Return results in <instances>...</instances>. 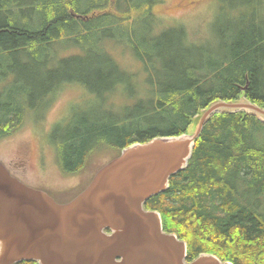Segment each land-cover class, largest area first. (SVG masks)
<instances>
[{
    "label": "trees",
    "instance_id": "16d2710c",
    "mask_svg": "<svg viewBox=\"0 0 264 264\" xmlns=\"http://www.w3.org/2000/svg\"><path fill=\"white\" fill-rule=\"evenodd\" d=\"M25 1L0 0V54L23 51L38 61L55 38L54 28L61 37L65 28L80 21L73 15L92 16L84 26L96 19L90 30L117 15L120 18L111 21L118 24L114 36L125 39L134 51L146 73L142 83L146 80L151 91L139 99L135 117L133 110L117 121L112 110L94 118L73 112L66 123L70 135H62L55 156L64 177L76 175L97 153L108 151L114 157L124 146L188 132L193 118L213 101L243 97L264 108V0H228L234 6L219 0L224 7L213 25L217 42L209 41L210 46L189 38L187 20L162 27L157 12L165 9L164 0H104L85 11L76 9L79 0ZM26 3L28 11L38 15L22 22L17 14ZM113 8L117 11L111 13ZM40 67L35 81L50 77L37 83L35 100L47 105L44 112L62 92L70 91L66 80L91 83L80 68L78 73L55 75L59 69ZM102 76L104 82H128L130 89L140 84L136 73L116 64ZM21 94L30 95V90ZM20 100L0 109V138L24 124ZM193 144L188 166L169 178L165 191L151 195L145 208L158 210L163 229L186 242L188 260L209 253L232 264H264V123L242 111L216 113Z\"/></svg>",
    "mask_w": 264,
    "mask_h": 264
},
{
    "label": "water",
    "instance_id": "95a60500",
    "mask_svg": "<svg viewBox=\"0 0 264 264\" xmlns=\"http://www.w3.org/2000/svg\"><path fill=\"white\" fill-rule=\"evenodd\" d=\"M236 111L264 121V108L255 104L218 101L184 134L123 148L64 200L29 186L0 162V264H232L212 254L187 262L185 242L162 229L157 211L143 207L186 168L206 121Z\"/></svg>",
    "mask_w": 264,
    "mask_h": 264
},
{
    "label": "rangeland",
    "instance_id": "374dc122",
    "mask_svg": "<svg viewBox=\"0 0 264 264\" xmlns=\"http://www.w3.org/2000/svg\"><path fill=\"white\" fill-rule=\"evenodd\" d=\"M103 1L79 0L80 6H76V9L85 11L92 5L93 7L100 5ZM23 2L27 1L23 0ZM189 2L190 0H165L162 4L165 9L161 8L157 12L162 16L160 19L162 24L166 25L173 20H187L186 30L189 31L192 40H201L197 37L200 35L216 43V30L213 25L214 21L215 23L217 21V3L215 0ZM176 3L178 6L175 5ZM231 4L236 5L227 0V5ZM20 8L17 14L19 21L29 22L38 15L28 11L27 3L25 7ZM95 21L96 19L88 22L84 28L83 20L74 24V28L69 25L64 29L65 33L61 37H57L59 29L54 28L52 37L55 38L47 48L48 54L43 55L46 52L43 53L38 61L33 62V56L23 51L0 54V109L7 103L12 105V100L17 102V99H21L18 103L22 104L21 115L25 121L19 129L0 138V161L26 184L43 189L56 200H64L68 197L80 185L73 190L67 189L89 177L111 157L108 151L97 153L92 158L94 161L82 172L69 176L70 178L60 174L54 162L58 154L57 143L60 142L62 135L67 134L66 123L72 113L77 111V114L82 113V116L94 118L112 110L117 121L121 115L129 117L131 115L129 112L133 110L132 116L135 117L138 112L137 107L141 106L139 99H146L151 94L146 80L142 83L146 74L142 71V63L135 58L134 51H130L125 39L114 36L118 33L116 30L118 24L104 21L98 28L90 30L88 27L96 26ZM135 29L140 30L138 24H135ZM86 37L96 39L95 43L85 40ZM114 64L130 73H136L140 84L130 89L128 82H121L117 78L114 81L104 82L102 74H107ZM38 66H41V70L43 67L50 71L59 69V72H53L55 75L57 73L66 75L72 70L74 73L81 72L82 77L86 76L91 83L66 80L70 91L62 92L60 99H57V102L45 113L41 109L46 108L47 105H38V101L35 100L37 83L41 80L47 82V78L50 77L42 76L35 81L34 75L40 72ZM79 68L77 72L76 69ZM23 89H29L30 95L21 94ZM139 117H143L141 113Z\"/></svg>",
    "mask_w": 264,
    "mask_h": 264
},
{
    "label": "bare ground",
    "instance_id": "6f19581e",
    "mask_svg": "<svg viewBox=\"0 0 264 264\" xmlns=\"http://www.w3.org/2000/svg\"><path fill=\"white\" fill-rule=\"evenodd\" d=\"M219 100H216V101H213V102H211L207 107H209L210 105H212V104H214V103H216V102H218ZM214 115V114H213ZM212 115V116H213ZM262 123H264V122H262Z\"/></svg>",
    "mask_w": 264,
    "mask_h": 264
},
{
    "label": "flooded vegetation",
    "instance_id": "af4514ba",
    "mask_svg": "<svg viewBox=\"0 0 264 264\" xmlns=\"http://www.w3.org/2000/svg\"><path fill=\"white\" fill-rule=\"evenodd\" d=\"M189 3H190V2H189ZM189 3H188V4H189ZM192 3H193V2H192Z\"/></svg>",
    "mask_w": 264,
    "mask_h": 264
}]
</instances>
